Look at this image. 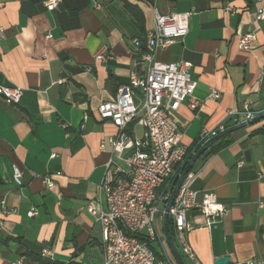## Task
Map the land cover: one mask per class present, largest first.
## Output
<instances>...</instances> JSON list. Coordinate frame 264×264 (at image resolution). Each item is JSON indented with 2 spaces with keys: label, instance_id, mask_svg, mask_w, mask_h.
I'll use <instances>...</instances> for the list:
<instances>
[{
  "label": "crops",
  "instance_id": "1",
  "mask_svg": "<svg viewBox=\"0 0 264 264\" xmlns=\"http://www.w3.org/2000/svg\"><path fill=\"white\" fill-rule=\"evenodd\" d=\"M45 2L0 0V84L24 89L19 103L0 96V200L11 208L0 227V264H100L102 229L87 206L105 207L106 162L116 158L108 139L119 129L97 106L133 73L145 74L133 39L152 27L156 11L191 12L186 36L156 58L190 64L199 105L192 109L186 98L175 115L182 143L194 153L204 130L234 125L245 106L264 109V19L256 21L264 0H62L56 8ZM254 30L251 48H240L239 35ZM99 54L105 59H95ZM211 88L221 92L219 99L208 98ZM125 132L144 140L135 122ZM229 136L230 144L211 151L216 141L191 169L192 189L215 192L226 208L214 218L188 213L187 237L199 264H215L220 256L231 259L225 264L264 262V206L258 205L264 203V118ZM13 163L25 171L20 188ZM29 170L61 175L48 188ZM31 210L37 213L29 216ZM43 248L52 258L41 255Z\"/></svg>",
  "mask_w": 264,
  "mask_h": 264
},
{
  "label": "built area",
  "instance_id": "2",
  "mask_svg": "<svg viewBox=\"0 0 264 264\" xmlns=\"http://www.w3.org/2000/svg\"><path fill=\"white\" fill-rule=\"evenodd\" d=\"M61 1L46 0L45 4L56 8ZM226 9L236 11L231 5ZM190 15L191 12L162 14L156 11L152 27L133 39L134 46L141 50L145 74L141 76L133 73L127 83L118 87L114 97L97 106L101 118L111 120L119 129L117 136L108 139L111 152L116 158H109L106 162L101 185L105 194V207L96 202L87 206L102 229L104 253L100 264H177L168 252L160 221L177 179L193 154L182 143L176 108L186 98L192 109H196L199 102L194 98L196 81L191 77L190 64L185 60L160 61L156 54L160 49L167 48L186 36ZM263 19L264 7L256 8V21ZM4 38L5 29L0 25V41ZM255 38V30L241 33L238 45L240 48L250 49ZM95 59L103 60L105 56L99 54ZM91 69L92 67L87 68ZM23 92L21 86L0 84V96L9 103H19ZM220 97L221 92L217 88L210 89L209 99L217 100ZM255 112L245 106L243 112L230 115H234V124H237L251 118ZM134 122L145 131L142 142L132 140L125 132ZM226 128L224 124H220L217 130H204L201 141H206ZM104 146L102 143L101 147ZM11 168L12 180L20 188L25 171L16 163ZM29 174L40 177L44 186L51 188L54 186V176L61 175V172L40 176L29 170ZM194 177L192 170L186 174L170 207L169 218L173 224L172 238L175 245L192 264H199L187 237L191 228L188 213L196 209L207 218H214L224 214L226 208L218 201L215 192L192 189ZM258 205L263 207L264 203L260 200ZM10 213L11 208L6 205L5 200H0V227L5 216ZM36 213V210H31L29 216ZM41 255L52 258V252L48 248H43ZM22 261L21 257L17 262ZM243 264L264 262L250 259Z\"/></svg>",
  "mask_w": 264,
  "mask_h": 264
},
{
  "label": "water",
  "instance_id": "3",
  "mask_svg": "<svg viewBox=\"0 0 264 264\" xmlns=\"http://www.w3.org/2000/svg\"><path fill=\"white\" fill-rule=\"evenodd\" d=\"M264 118V109L260 110V111H256L255 115L252 116L251 118L239 122L237 124H234L232 126L227 127L226 129L216 133L215 135L211 136L210 138H208L206 141L203 142V144L192 154V156L190 157V159L188 160L187 164L185 165L184 169L182 170L181 174L179 175L177 182L171 192V195L166 203L165 206V212L163 215V231H164V235H165V239L167 242V245L176 261L177 264H185L182 255L180 254V252L178 251L172 235L170 233V228H169V210L170 207L174 201V198L179 190V187L181 186L186 174L192 169L193 165L195 164V162L198 160V158L212 145L214 144L216 141H218L220 138H222L225 135H228L229 133L241 129L243 127L249 126L251 124H254L258 121H260L261 119ZM203 141V140H202ZM231 259L228 256H220L216 259L215 264H225L230 262Z\"/></svg>",
  "mask_w": 264,
  "mask_h": 264
},
{
  "label": "trees",
  "instance_id": "4",
  "mask_svg": "<svg viewBox=\"0 0 264 264\" xmlns=\"http://www.w3.org/2000/svg\"><path fill=\"white\" fill-rule=\"evenodd\" d=\"M232 142V138H230L229 134L223 136L222 138L219 139L217 144H214L211 146L212 150L211 151H216ZM169 228H170V233L173 236V224L172 221L169 223ZM185 262V261H184ZM186 264V262H185Z\"/></svg>",
  "mask_w": 264,
  "mask_h": 264
}]
</instances>
